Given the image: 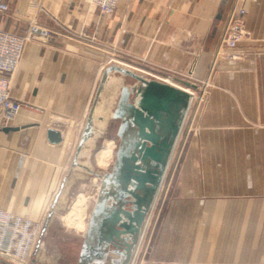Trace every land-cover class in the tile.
Returning <instances> with one entry per match:
<instances>
[{"label": "crops", "instance_id": "crops-1", "mask_svg": "<svg viewBox=\"0 0 264 264\" xmlns=\"http://www.w3.org/2000/svg\"><path fill=\"white\" fill-rule=\"evenodd\" d=\"M5 1L8 11L0 14L1 29L24 36L35 27L37 33L25 44L11 77L10 94L19 110L8 126L11 130L0 128V209L33 221L43 219L65 180L72 148L81 137L94 88L110 56L128 61L146 76L153 73L158 75L154 79L167 77L179 85L190 76L202 82L211 67L227 66H214L213 51L235 0H118L110 15L88 0ZM244 6L247 26L263 36L257 29L264 28V21H257L264 20V0H244ZM100 101L98 107L103 97ZM250 104L264 107L255 101L209 100L207 107L219 109V115L202 118L224 123L220 139L244 141L248 132L234 136L227 124L248 119L244 109ZM255 115L264 119L263 110ZM102 122H97L100 129ZM48 129L58 132L57 142L48 140ZM219 150L225 156L264 155L259 147L226 144ZM211 166L207 199L194 203L207 205L209 219L225 221L224 231L193 229L194 263L264 264V166ZM191 170L195 175L201 169L186 165L184 185ZM218 234L225 242L213 239Z\"/></svg>", "mask_w": 264, "mask_h": 264}, {"label": "rangeland", "instance_id": "rangeland-1", "mask_svg": "<svg viewBox=\"0 0 264 264\" xmlns=\"http://www.w3.org/2000/svg\"><path fill=\"white\" fill-rule=\"evenodd\" d=\"M239 7L245 9L241 40L233 49L219 46L225 22L213 51L212 63L214 66L217 65V62H223L227 66L223 70H220L219 66L211 67L210 73L202 82L196 81L192 76L183 81L195 85L194 88L180 84L192 92L190 93V108H188L168 159L161 183L145 212L139 235L136 234L129 240L130 246L126 254L122 256L108 248L105 233L101 232L103 235H100V231L97 229L103 216L95 213L98 201L103 198L101 191L108 190V186L103 183V178L112 173L116 153L122 146V138H124V136L118 135V127L121 126L122 119L111 116L108 118L109 114L107 113L109 109L114 112L121 104L123 105V101L117 103L120 87L125 85L133 90L136 83L130 75L112 71L106 76L105 84L107 87L105 86L99 92L97 88L101 75L98 77L85 116L87 117L90 113V107H93L95 133L99 132L86 146L89 154L79 157L74 163L77 143L74 144L71 151L72 157L70 156L72 160L69 161L70 165L67 166L68 169L65 174V185L71 181L70 186L61 188L62 180L56 189V197L46 206L43 219L39 221L29 219L31 222L40 225V231L24 264H200L199 262L194 263L192 259L193 229L208 230L210 227H217L220 233L224 231L225 223L222 220L209 219L205 213L207 211L205 203H194L207 199L205 189L210 187L208 168L211 165L217 168L226 162H247L264 166V155L225 156L219 154V148L226 147V144L227 146L264 149V119L262 117L257 119L255 115L257 109L264 111V107L257 108L250 104L244 109L249 112L248 119L225 123L229 125L227 127L232 126L234 136L236 132H248V138L244 141L234 139V141L227 142L220 139L224 132L219 128L224 127V123L219 119L215 122V119L210 121L208 118H202V116L219 115V109L207 107L209 100H229L231 102L247 100L259 102L262 105L264 103V28L257 29L263 36L255 34V31L250 29L246 23L247 10L244 6V0H235L232 10ZM261 15L263 18L264 11ZM263 21L257 22L261 24ZM106 62L110 63L108 65L114 64L144 74V70L116 57L110 56ZM191 68L190 74L193 73ZM150 74L158 76L153 73ZM144 75L146 76V74ZM152 76L147 75L146 77L154 79ZM157 79L162 80L163 78L158 77ZM166 79L168 78L166 77ZM101 97H103V106L98 107L101 103ZM131 100H134L132 92ZM99 116L106 123L103 129L97 125ZM215 128L218 129L215 130ZM91 136L93 138L95 135ZM102 150H108V153L105 162L100 164L97 162V156ZM186 165H195L201 170L195 172V175L192 170L188 172V184L186 181L187 185H184L182 182L183 169ZM194 190L197 192L194 193ZM125 199L128 200L129 198L126 197ZM76 201H79L82 208L78 220L71 224L67 222L66 215ZM124 206L132 210L129 202H126ZM90 221H92L91 224ZM85 228L88 229L86 234H84ZM203 238L205 239L202 236V240ZM120 239L124 245L126 240H123L124 237ZM213 239H216V242H225L224 235L218 234L213 236ZM84 248L87 251H84ZM3 262L16 264L9 259L0 257V264Z\"/></svg>", "mask_w": 264, "mask_h": 264}, {"label": "water", "instance_id": "water-1", "mask_svg": "<svg viewBox=\"0 0 264 264\" xmlns=\"http://www.w3.org/2000/svg\"><path fill=\"white\" fill-rule=\"evenodd\" d=\"M112 71L128 74L135 79L136 83L131 91L134 94V100L129 103L125 101L114 112L109 109L107 113L108 118L111 116L122 119L118 135L124 138H122V146L116 153L112 173L103 178V183L108 186V190L101 191L103 198L96 205L95 213L103 216L99 217L101 218L100 226L97 229L99 231L104 227L110 230L116 225L122 229H128V226L136 223L134 231L138 234L145 212L166 170L168 159L188 111L191 95L166 82L148 78L142 73L114 64L108 65L103 70L98 92L105 88L106 76ZM183 83L186 86L195 87L188 82ZM122 94L123 99L126 100L128 94L126 89ZM93 109L90 107L91 111L86 117L75 149L74 163L79 157L89 154L86 146L99 133H95ZM100 119L99 116L98 121L103 120V118ZM4 130L8 131L11 128L6 127ZM91 135L95 136L92 138ZM47 138L50 142H57L58 132L48 129ZM70 182L65 185L64 180L60 185L61 188H68ZM126 197L129 199L126 200ZM106 200L110 202L106 203ZM126 202L131 204L132 211H124ZM3 264L6 263L3 262Z\"/></svg>", "mask_w": 264, "mask_h": 264}, {"label": "built area", "instance_id": "built-area-1", "mask_svg": "<svg viewBox=\"0 0 264 264\" xmlns=\"http://www.w3.org/2000/svg\"><path fill=\"white\" fill-rule=\"evenodd\" d=\"M117 1L89 0V3L100 13L110 15L115 10ZM7 11L6 1L0 0V14ZM244 15L243 7L230 12L219 41L221 48L233 49L237 46L243 34ZM36 33L37 29L30 27L26 35L18 36L0 27V128L10 126L19 110V103H16L10 94L11 77L22 59L25 44ZM39 231L38 223L31 222L22 215L0 209V257L16 264H24L31 253Z\"/></svg>", "mask_w": 264, "mask_h": 264}, {"label": "flooded vegetation", "instance_id": "flooded-vegetation-1", "mask_svg": "<svg viewBox=\"0 0 264 264\" xmlns=\"http://www.w3.org/2000/svg\"><path fill=\"white\" fill-rule=\"evenodd\" d=\"M126 89L127 91V95H126V100L123 99V90ZM131 87L125 86L123 85L122 87H120L119 89V98L117 99V103H120L121 101H123V103L126 102H132L131 100ZM120 127H118L119 130ZM117 130V132H118ZM124 211H132L130 210L127 206H124ZM130 225V224H129ZM133 226V227H132ZM132 226H128V229H122L119 226H115L114 228H111L110 230H106L104 227L101 228L100 231V235H103V233L105 232V238L107 240V244H108V248H110L111 251L115 252V253H119L122 256L124 254H126V252L128 251V248L130 246V242L129 240H131L136 234L134 229L136 228V223H132ZM86 230H88L87 228H85V232L84 234H86ZM103 232V233H101ZM121 237H124L123 240H126V243L123 245L121 242ZM84 251H87V249L84 248Z\"/></svg>", "mask_w": 264, "mask_h": 264}, {"label": "bare ground", "instance_id": "bare-ground-1", "mask_svg": "<svg viewBox=\"0 0 264 264\" xmlns=\"http://www.w3.org/2000/svg\"><path fill=\"white\" fill-rule=\"evenodd\" d=\"M163 82H166L170 85H173L179 89H182L184 91H187L188 93H192L190 92V90H188L187 88L181 86V85H178L176 83H173L171 80L169 79H162ZM102 124L104 125V119L102 120ZM107 153H108V150H102L101 153L98 154L97 156V162L100 163V164H103L106 160V156H107ZM81 208L82 206L79 204V201H76L72 207H71V210L67 213L66 215V218H67V222L73 224L74 221H77L78 220V216H79V212L81 211ZM144 220V219H143ZM143 222V221H142ZM79 224H80V221H79ZM144 226V225H143ZM139 235V234H138ZM139 239V238H138Z\"/></svg>", "mask_w": 264, "mask_h": 264}]
</instances>
